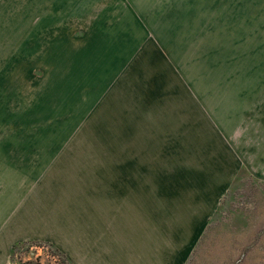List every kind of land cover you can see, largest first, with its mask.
I'll return each instance as SVG.
<instances>
[{"label":"crops","instance_id":"obj_1","mask_svg":"<svg viewBox=\"0 0 264 264\" xmlns=\"http://www.w3.org/2000/svg\"><path fill=\"white\" fill-rule=\"evenodd\" d=\"M132 8L120 0H0V63L24 57V38L30 34L33 48L26 55L35 57L38 46L45 43L40 41L42 33L51 47L47 53L54 56L47 60L63 63L62 69L48 70L50 88L63 86L68 109L79 93L86 96L84 102L90 103V110L99 106L92 111V120L101 115L122 119L117 115L122 107L112 106L109 115L101 111L109 95L111 101L135 109L136 76L130 64L135 61L137 45H144L146 40H136V24L141 26V22ZM12 30L16 32L10 34ZM23 69L21 64L10 75H0L4 81L0 85V118L8 116V110L22 108L18 94L23 93ZM239 73L235 77L239 80L224 82L222 92H217L218 85L211 80L202 87L206 92L196 84L185 91L175 76L176 121H192L186 143V150L191 147L192 151L185 154L191 158L195 173L192 189L198 191L194 193L197 209L192 213L152 212L150 184L136 181L137 165L129 160L122 167L123 181L113 178L99 183L102 192L81 197L80 214L75 218L67 214L59 224L55 219L39 217L35 209L38 193L48 189L35 187V149L25 151L26 155L23 150L8 155L7 149H1L0 264H11L14 246L43 239L59 248L72 264H187L237 178L246 172L264 181V71H255L253 79L247 78V71ZM15 93V106H9L7 94ZM22 100L19 97V102ZM162 107L147 104L144 120L166 121ZM83 115L81 119L91 114ZM179 135L177 129L180 157L185 144ZM132 152L127 150V155L121 156L137 157ZM138 158L139 175L145 176L150 173V158L146 154ZM25 168L29 170L26 174H32L30 180L24 177Z\"/></svg>","mask_w":264,"mask_h":264},{"label":"rangeland","instance_id":"obj_2","mask_svg":"<svg viewBox=\"0 0 264 264\" xmlns=\"http://www.w3.org/2000/svg\"><path fill=\"white\" fill-rule=\"evenodd\" d=\"M120 3L133 7L137 21L141 22V26L136 24L137 42L146 40L144 45H137L135 61L130 64L136 76L134 111L121 101H111V95L101 111L109 115L112 106L122 107L117 109L122 119L101 115L92 120V111L99 106L90 110V103L84 102L86 96L79 93L68 109L70 104L64 100L63 86L50 88L48 70L62 69L63 63L47 60L54 56L47 53L51 47L42 33L40 41L45 43L38 46L35 57L26 55L33 48L30 34L24 38V57L0 63L3 68L0 75H10L18 65H24L20 91L23 93L18 92L22 108L8 110V116L0 118V150L7 149L8 155L23 150L26 155L25 151L35 149V187L48 188L38 193L35 209L39 217L55 219L59 224L67 214L74 218L80 214L81 197H95L102 192L98 190L99 183L111 182L113 178L123 181L126 176L122 167L129 160L137 165L136 181L150 184L152 212L192 213L197 209L194 193L198 191L192 189L195 175L192 160L185 156L192 151L191 147L186 150L192 121H176L175 76L178 75L179 85L182 81L185 91L196 84L201 92H206L202 87L206 88L211 80L220 87L217 92H222L226 80H239L235 79L239 71H247L248 79L254 78L255 71H264V0H120ZM15 32L12 30L10 34ZM5 47L8 49V45ZM1 79L0 85L4 83ZM16 95L7 94L9 106H15ZM19 97L23 98L20 102ZM147 104L153 108L163 105L166 121H145ZM86 113L90 117L81 119ZM132 117L135 121H130ZM177 129L185 144L180 157L176 151ZM127 150L137 157L123 158L121 155H127ZM143 154L150 158L147 160L150 173L145 176L138 171L141 160L138 156ZM24 170L25 179L30 180L32 174H26L28 168ZM11 264L72 263L59 248L43 239L20 249ZM187 264H264V181L246 172L237 178Z\"/></svg>","mask_w":264,"mask_h":264},{"label":"trees","instance_id":"obj_3","mask_svg":"<svg viewBox=\"0 0 264 264\" xmlns=\"http://www.w3.org/2000/svg\"><path fill=\"white\" fill-rule=\"evenodd\" d=\"M32 244H34V242H32V243L24 242V243H20V244L14 246L13 251H12V258L20 249H23V248L30 246ZM35 245H36V243H35Z\"/></svg>","mask_w":264,"mask_h":264}]
</instances>
